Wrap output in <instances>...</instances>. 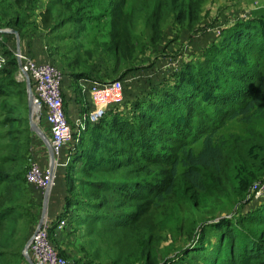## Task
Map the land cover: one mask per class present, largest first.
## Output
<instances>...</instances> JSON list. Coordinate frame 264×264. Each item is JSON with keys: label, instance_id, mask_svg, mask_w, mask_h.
Segmentation results:
<instances>
[{"label": "rangeland", "instance_id": "374dc122", "mask_svg": "<svg viewBox=\"0 0 264 264\" xmlns=\"http://www.w3.org/2000/svg\"><path fill=\"white\" fill-rule=\"evenodd\" d=\"M188 1L179 0L169 6L166 0H0V29L29 35L42 24L46 31L51 26L52 8L57 14L52 24L56 34L84 40L73 50L81 51L80 57L68 67L77 62L79 78L94 75V81L123 83L122 100L110 107L100 121L118 113L136 123L139 109L134 105L138 102L144 107L143 103L176 70L175 67L168 75L162 63L165 59L168 69L179 59L200 71L206 66V58L216 53L220 45L226 48L231 44L225 45L230 37L222 34L223 30L264 17V0H195L194 5ZM189 10L195 11L190 15ZM66 13L72 16L71 20L66 19ZM206 15V22L192 31L193 22L197 24ZM189 21L190 37L181 46L176 42V34ZM222 49L218 54H223ZM6 50L0 45L8 62L13 58ZM245 55L249 64L264 66L256 52L246 51ZM64 65L55 67L62 72ZM186 65L180 64L177 71ZM230 78L227 84L233 82ZM28 85L32 89L27 78L19 77L16 66L10 64L0 70V157L6 156L0 161V168L12 175L14 181L10 185L0 183V264H29L24 249L42 218L45 198L44 221L50 232L58 219L65 220L56 237L50 234V240L66 264H225L233 241L250 244L264 238V199L254 198L252 193L254 184H264V108L255 109L248 123L227 118L222 122L223 110L229 105H201L197 113L190 112L191 124L176 135L183 140L182 146L196 153L202 138L199 130L211 126L217 131L215 143L224 154L218 168L201 170L203 190L192 188L183 177H176L172 193L164 194L171 176L170 165L153 160L180 154L182 146L174 148L167 140L152 135L157 147L138 154L131 140L121 141L119 148H125V155L115 157V165L109 164L111 170L91 178H83L77 172V155L71 156V146L65 148L58 158L59 165L54 167V185L50 194L45 195L23 180L32 160L41 162L44 170L51 163L50 132L48 135L45 129L44 114L34 113L35 127L30 122ZM170 100L173 105V99ZM165 108H153L151 114L165 119L173 109ZM173 112L177 115L178 111ZM68 123L72 125L73 121L68 119ZM36 127L45 140L37 135ZM169 132L173 134L170 129ZM18 147L17 155L10 158L12 149ZM242 178L249 182L246 192L239 189ZM101 179H120L130 188L116 194L101 187L97 191L101 196H94L89 184ZM144 182L153 190L146 201L141 200ZM64 183H69L70 189L65 190ZM156 194H161V199ZM56 195L61 197L60 208H69L52 216ZM100 200L105 207L98 208ZM137 210L138 220L133 227L126 226V216ZM219 220L226 225L216 231L214 226Z\"/></svg>", "mask_w": 264, "mask_h": 264}, {"label": "trees", "instance_id": "16d2710c", "mask_svg": "<svg viewBox=\"0 0 264 264\" xmlns=\"http://www.w3.org/2000/svg\"><path fill=\"white\" fill-rule=\"evenodd\" d=\"M166 1L169 6H174L179 0ZM194 1L189 0L188 3L194 5ZM189 11L191 15L195 10ZM172 13L174 12L172 11ZM189 24L190 21L188 26ZM224 32L226 37H230V40L224 41L225 45L231 44L226 48L222 44L217 50L215 49L216 53H213L210 57L207 56L205 67L197 71V67H191L187 63L185 68L175 71L171 78H167L164 81L159 88L160 90L152 94L143 103L144 107L141 103L137 104L138 102L134 105L135 108L139 109V114L135 117L136 123L135 121L132 123L127 119L121 118L116 113L112 114L113 116H110L107 120L96 123L83 133L75 154L77 155L75 161L80 164L77 172L83 178H91L111 170L112 167L109 164L115 165V162H117L115 157L124 156V153H126L125 148H119V143L124 140H131L136 154L157 147V144L152 142V135L156 138L160 137L167 140L174 148L181 147L183 140L177 139L176 135L179 130H185V127L191 124L190 112L197 113V109L201 105H214L219 108L229 105L228 109L223 110L222 122L227 118V120L239 119L248 123L255 109H263L264 66H258L257 63L249 64L245 52H256L257 58L264 63V17L260 16L237 23L233 28L225 29L221 33L223 34ZM17 33L22 36L19 31ZM221 33L220 35H222ZM221 47L223 48V54H218L217 51H221ZM13 63L11 61V65ZM192 65L195 64L192 63ZM229 76H231L230 79H233V82L227 84L226 81ZM170 98L173 99V105L170 104ZM168 106L173 109L171 114L165 115L167 117L165 119L159 120L155 115L151 114L153 108L159 110L166 107L165 109H168ZM173 110L178 111L177 115L174 114ZM185 110L189 112H185ZM205 128L207 130H199L202 138L199 150L196 153L191 148L186 149L185 146H182L179 151L180 154L174 155L171 153L166 159L153 160L159 163H169L170 165L171 176L169 182L164 186L165 195L172 193L176 177H183L190 183L192 188L203 190L201 170L216 169L220 166L224 154L222 149L215 143L217 131L213 130L211 126H205ZM169 129L173 131V134L168 133ZM88 131L89 134L86 136ZM149 132L152 134H149ZM19 149V147L12 149L9 157L12 158L17 155ZM5 159L6 156L0 157V161ZM262 164L264 167V162ZM11 178H13L12 175L0 168V183L5 185L13 184L14 181ZM23 180L25 182L24 176ZM143 184L145 185L141 195L144 198L141 200L146 201L149 191L153 192V190L146 186V182ZM89 186L94 196H101L97 192L101 190V187H105L107 190H114L116 194L119 191H126V189L130 188L129 184L122 182L120 179H114L113 181H110V179L93 180ZM138 186L140 185L138 184ZM248 188V180L240 179L239 189L242 192H246ZM156 197L161 199L162 196L161 194H156ZM103 207L105 206L100 200L98 208ZM146 207L147 202L145 203ZM139 216L140 211L138 210L132 212L130 216H126V226L132 225L133 227ZM59 220L54 223L53 227L57 225ZM225 225L224 220H219L216 222L214 229L221 231ZM116 227L121 228L118 225ZM134 230L136 233L137 229L134 228ZM146 235L149 236L147 233ZM147 256L146 253V258ZM155 257L153 255L154 260ZM225 264H264V238L260 237L257 241H252L250 244H240L237 241H233L230 246V255L226 259Z\"/></svg>", "mask_w": 264, "mask_h": 264}, {"label": "built area", "instance_id": "2783aa9c", "mask_svg": "<svg viewBox=\"0 0 264 264\" xmlns=\"http://www.w3.org/2000/svg\"><path fill=\"white\" fill-rule=\"evenodd\" d=\"M215 32L219 33L217 30ZM10 54L13 59L7 62L5 54L0 52V70L8 68L13 61V65L18 69L19 77L27 78L31 82L35 115L44 114L43 118L49 126V151L52 155L50 161L56 167L59 165L58 158L61 151L71 146V156L75 155L80 144V136L104 118L110 107L122 100L123 83L121 80L89 82L90 85L86 91L91 108L89 110L87 106V112L77 117L71 125L68 123L65 112L62 72L52 64L37 63L18 49ZM24 178L26 184L46 194L54 185L55 175L54 170L52 173L49 167L43 170L37 161L32 160ZM252 193L254 198L264 199V184H254ZM58 222L56 226L58 229L65 225V220ZM27 254L33 264H66L50 240V227L46 226V221L33 231Z\"/></svg>", "mask_w": 264, "mask_h": 264}, {"label": "crops", "instance_id": "0c3cea01", "mask_svg": "<svg viewBox=\"0 0 264 264\" xmlns=\"http://www.w3.org/2000/svg\"><path fill=\"white\" fill-rule=\"evenodd\" d=\"M45 9L43 10V12ZM52 8L50 9V14L52 16L51 26L45 31L42 27V24L38 26V31L34 34H22V36H19L17 31H12L15 33H10V31L2 30L0 29V44L4 46L6 49V52H12L13 50H20L24 54L30 56L34 61L37 63H46V64H52L58 66L59 64H65L64 68L62 69L63 72V83H62V93L64 97V105H65V112L66 116L69 119V121H73L79 117L84 115L87 112V106H89V110L91 108L90 106V100L89 95L87 94L86 89L89 87V82L94 81L93 78H96V76L91 75L87 78H79V73L77 74V62L74 63L73 67L70 64L81 55L80 52L73 53V50L77 48V46H81L84 42L82 38L70 39L67 37L64 38L62 34H56L55 28L52 27V24H54L57 14L53 12L52 15ZM210 13V12H209ZM200 14H205V12H200ZM56 15V17H55ZM79 17V14L76 15ZM207 15L204 19L199 18V21L197 24L193 22L192 24V31H195L197 28V25H201V23L206 22ZM213 18V17H212ZM66 19L71 20L72 16H70L69 13H66ZM211 17H209V20ZM188 22L186 23L185 28H181L180 32L176 34V42L179 43L181 46L186 44V42L189 40L190 37V30H188ZM72 48V50H71ZM89 54V52H87ZM60 59V60H59ZM166 60V59H165ZM163 61L162 63L163 68H166L167 74L172 73V69L176 67H179L180 64H187V62H183L185 60H175L173 66H171L170 69H168V63L167 61ZM63 62V63H62ZM193 63V62H191ZM194 64V63H193ZM60 67V66H59ZM174 71V72H175ZM168 74V75H169ZM82 75V74H81ZM83 91V92H82ZM44 120V119H43ZM44 124L46 126L47 133L49 135V126L47 125L46 121L44 120ZM42 133V132H41ZM43 134V133H42ZM44 137V134H43ZM65 151V149L63 150ZM65 161V159L63 160ZM38 164L41 166V168L44 170V167L42 166L41 162L37 161ZM49 167V164H47ZM60 178V177H59ZM59 182L62 184V181L59 179ZM64 189H70L69 183H64ZM51 192V190H50ZM50 194V193H49ZM56 201L54 204V208L50 211V215L54 216L58 212V216L64 209L66 210L65 206L60 208V200L61 197L59 195H56ZM51 200H53V194L51 195ZM63 208V209H62ZM53 227V225H52ZM50 234H53L56 237L58 235L57 231L58 228H55L52 230ZM29 263V262H28Z\"/></svg>", "mask_w": 264, "mask_h": 264}, {"label": "water", "instance_id": "95a60500", "mask_svg": "<svg viewBox=\"0 0 264 264\" xmlns=\"http://www.w3.org/2000/svg\"><path fill=\"white\" fill-rule=\"evenodd\" d=\"M13 33H15V32H13ZM27 96H28V102H29V104H28V106H29V117H30V122H31L32 128H33V126L35 127V124H33L32 118L34 117L35 110H34V106H33V103H32V101H33V94H32V91H31V88L29 87V85L27 87ZM34 130H35V132L37 133V135L40 138H42L43 140H45V138L43 137V134L37 129V127ZM50 158L52 159V155L51 154H50ZM50 162L51 163L49 165V171H50V173H52L53 170H54V165H53L52 161H50ZM47 194L48 193H46L45 195H47ZM46 202H47V199L45 198V204L43 206L44 208H43V212H42V218H41V220H40V222L38 224V227H40L42 225L43 220H44V215H45V212H46ZM28 245H29V241L27 242V244L25 246V249H24L25 258L28 260L29 264H33L32 263V260L30 259V257L27 254Z\"/></svg>", "mask_w": 264, "mask_h": 264}, {"label": "clouds", "instance_id": "9594fccd", "mask_svg": "<svg viewBox=\"0 0 264 264\" xmlns=\"http://www.w3.org/2000/svg\"><path fill=\"white\" fill-rule=\"evenodd\" d=\"M32 87V86H31ZM31 91H32V89H31ZM49 193V192H48ZM44 221V220H43Z\"/></svg>", "mask_w": 264, "mask_h": 264}]
</instances>
